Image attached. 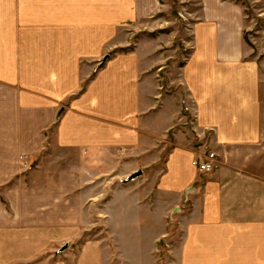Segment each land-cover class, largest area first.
Listing matches in <instances>:
<instances>
[{"label":"crops","instance_id":"crops-1","mask_svg":"<svg viewBox=\"0 0 264 264\" xmlns=\"http://www.w3.org/2000/svg\"><path fill=\"white\" fill-rule=\"evenodd\" d=\"M201 10L195 24L200 47L191 53L181 73L185 98L157 102V128L150 129L151 133L148 54L113 57L97 71L82 68L78 60L83 57L77 51L64 50L55 56L57 67L55 75L52 72L48 77L50 88L34 90L30 102L20 96V109L29 117L22 121L17 115L11 126L0 129V185L13 177V189L6 191L4 199L15 217L34 210L40 227L88 230V224L100 217L99 208L95 213L98 201L93 192L91 198L89 188L100 186L96 177L102 165L112 170L122 157L126 161L143 155L148 149L143 138L163 141L165 122L177 117L188 122L192 117L194 134L211 140L203 143L218 157L214 170L201 174L192 167V160L204 156L206 146L193 147L186 141V130L176 131V145L163 164L154 198L128 204L142 209L146 230H159L161 225L165 230L166 215L161 207L165 197H174V202L183 205L182 194L192 186L190 202L180 210L176 229L204 230V245L188 243L180 264H264V239L257 237L264 230L261 71L255 62L245 61L250 52L242 48L234 19L229 17L238 8L211 0ZM6 84L13 86L0 82V90ZM166 101L177 108L184 106L187 115L181 109L168 114ZM62 104L64 111L57 119L53 107ZM165 145L158 146V155ZM20 158L34 163L30 172H21ZM157 158L144 165H157ZM127 162L132 168V161ZM51 171H58V177L50 178ZM69 171L84 175L71 180ZM137 179L124 187L135 189ZM114 201L108 202V219L117 222L115 206L111 207ZM70 202L77 203L76 222H70ZM177 212L178 208L173 210V214ZM110 223L114 228L109 226V230H123Z\"/></svg>","mask_w":264,"mask_h":264},{"label":"rangeland","instance_id":"rangeland-1","mask_svg":"<svg viewBox=\"0 0 264 264\" xmlns=\"http://www.w3.org/2000/svg\"><path fill=\"white\" fill-rule=\"evenodd\" d=\"M209 1L0 0V82L13 85L12 88L6 84L4 90H0V129L11 126L17 115L22 121L29 117L28 112L20 109V96L25 95L26 102H30L34 90L45 91L50 88L48 77L57 67L55 56L65 50L77 51L83 57L78 60L79 65L95 71L102 69L113 57L148 54L150 69L147 74L151 81L148 85L151 94L148 124L149 131L156 130L157 102L185 98L180 82L182 68L191 53L198 49L195 24L203 14L202 4ZM214 1L238 8L229 17L234 19L242 48L250 52L245 61L255 62L261 71L264 132V0ZM106 56H109L108 60L101 64ZM86 82L82 84L86 85ZM166 105L165 111L170 115L180 109L181 114L187 115L184 106L177 108L169 101H166ZM53 108L59 119L64 105H55ZM178 118L165 122L163 141L157 142L152 136L143 138V146L148 147L147 152L126 160L132 161L129 162L133 164L132 168L128 162L126 164L124 157L112 170L102 165L96 177L101 180L100 186L94 190L89 188L91 198L93 192L98 201L95 213L98 214L99 208L100 217L88 224V230L40 227L38 223L41 220H37L38 212L34 210L26 212L24 217H15L4 199L6 191L13 189L14 179L6 180L0 185V264H180L188 243L195 242L197 247H203L204 230L176 229L180 223V210L185 209L190 202L192 186L187 187L182 194L183 205L174 202V197H165L161 205L166 215L165 230H161L162 225L159 230L155 227L146 230L147 217L142 209L138 206L131 208L128 204L130 200L140 199L141 203L143 198H154L157 180L163 174V164L170 149L176 145V131L186 130V141L196 148L206 146L203 141H211L194 134L196 131L192 117L188 122ZM188 132L193 135L189 137ZM164 142V152L158 155V146ZM261 146L264 147V137ZM206 149L204 156L211 157L215 164L217 155L207 146ZM157 157L160 158L157 165H144L156 162ZM19 164L22 173L30 172L34 167V163H27L23 158L19 159ZM137 171L142 172L141 178L137 179L138 187H124L126 178ZM88 173L92 174L91 171ZM58 174V171L49 172L50 178H57ZM80 174L84 175L83 172L69 171V178L72 180ZM110 199L116 200V203H111V207L115 206L117 222L108 219ZM69 207L70 222L78 221L77 203L70 202ZM177 208L178 212L173 214ZM26 216H31V219ZM110 222L122 226L123 230H109V226L114 228ZM126 223L129 227L124 230ZM257 237L263 240L264 230L257 233Z\"/></svg>","mask_w":264,"mask_h":264},{"label":"built area","instance_id":"built-area-1","mask_svg":"<svg viewBox=\"0 0 264 264\" xmlns=\"http://www.w3.org/2000/svg\"><path fill=\"white\" fill-rule=\"evenodd\" d=\"M192 167L197 170L198 173L205 174L211 173L214 170V161L211 157L199 156L192 160Z\"/></svg>","mask_w":264,"mask_h":264},{"label":"water","instance_id":"water-1","mask_svg":"<svg viewBox=\"0 0 264 264\" xmlns=\"http://www.w3.org/2000/svg\"><path fill=\"white\" fill-rule=\"evenodd\" d=\"M108 58H109V56L104 57V58L102 59V61H101V64H104V63L108 60ZM141 175H142V172L137 171V172L131 174V175L125 180V182H126V183H127V182H131V181H133V180L139 178ZM64 249H65V247H64L62 250H64Z\"/></svg>","mask_w":264,"mask_h":264}]
</instances>
